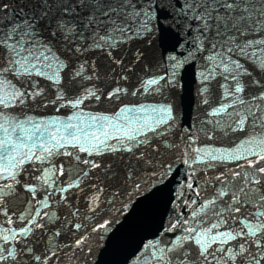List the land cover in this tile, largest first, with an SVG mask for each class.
Listing matches in <instances>:
<instances>
[{"label":"snow or ice","instance_id":"obj_1","mask_svg":"<svg viewBox=\"0 0 264 264\" xmlns=\"http://www.w3.org/2000/svg\"><path fill=\"white\" fill-rule=\"evenodd\" d=\"M97 52L125 73L119 76L120 81L128 80L138 66L145 68L147 78L139 81L144 93L152 90L161 96L167 92L174 97L183 86L185 72L192 68L196 75L198 66L203 69L198 73L203 82L219 73L234 86L225 89V95L239 96L257 88L259 97L252 96V101L258 98L264 101V0H0V108L5 110L0 111V120L8 124L4 127L0 123L4 132L0 139V180L5 181L0 187V215L7 224H14L15 216L9 215L10 196L23 189L35 199L36 181H43V191L52 186L42 176H30L33 183L22 181L25 166L31 164L37 171L43 165L54 168L57 156L73 157L68 148L78 149L89 157L129 154L127 161H120L128 180L138 179L141 168L150 172L149 179L159 185L172 174L171 164L165 166L155 156L168 147L165 136L175 119L174 99L157 105L123 104L119 113L88 116L87 121L82 110L66 120L54 117L51 122L26 117L31 121L29 128L10 115L18 107L41 103L45 107L59 104L61 108L80 109L87 100L102 103L105 91L109 100L139 95V90L129 92L118 84L111 90H107L110 85L103 89L96 87L103 82L98 63L93 59ZM41 80L47 82L44 87ZM200 91L207 92L208 88ZM239 103L243 111L234 113L237 128L233 131H244L249 119L264 126V110L259 105L253 111V105L245 107L243 100ZM224 109L221 105L213 112ZM138 112L146 115L135 116ZM121 114L133 115H125L121 123ZM17 129L23 135L14 138L10 133ZM110 140L116 144L109 143ZM249 143L251 147L245 152L256 159L247 160L248 171L232 173L240 186L233 184L226 190L225 181L224 188L208 201L213 206L217 199L224 204L215 211L216 222L209 227H188L182 236L163 247H155L156 264H209V257L213 264H236L241 259L246 264H264V213L250 212L240 217V227L228 224L229 220L237 219L245 206L264 207V167H257L264 161V139L250 137ZM224 158L236 159L232 153ZM74 159L91 168L101 166L91 159L82 161L80 155ZM211 159L216 160L217 156L212 155ZM108 169L113 171L111 164ZM43 172L47 175L48 168H43ZM59 172L61 176L64 174L63 164ZM83 174L86 176L87 172ZM118 174L113 172L114 176ZM140 186L136 184L137 189ZM192 186L187 184L189 189ZM226 197H230V203H225ZM50 198L45 196L38 203L47 207ZM35 213V216L20 214L25 226L18 231L4 228L0 233L3 241L0 264H47V253L36 254L37 246L30 239L34 228L44 227L38 222L40 209H35ZM176 226L173 224L169 231ZM75 227L79 229L80 225ZM238 239L243 241L238 247L229 246ZM82 240H76V244L80 245ZM190 245L194 246L195 255Z\"/></svg>","mask_w":264,"mask_h":264},{"label":"water","instance_id":"obj_2","mask_svg":"<svg viewBox=\"0 0 264 264\" xmlns=\"http://www.w3.org/2000/svg\"><path fill=\"white\" fill-rule=\"evenodd\" d=\"M93 59L98 63L103 80L102 83H97L96 87L103 89L110 85L107 90H111L118 84L121 88H128L129 92L139 90L140 94L122 95L121 100H109L105 91L102 103L87 100L80 109L61 108L59 104H49L45 107L41 103L39 106L27 105L22 109L18 107L10 115L15 116L25 128H29L31 121H27L26 117H32L36 122L40 119L51 122L54 117L66 120L69 115L82 110L87 121L88 116H98L102 113L111 116L113 113H119L123 104L157 105L174 99L175 119L165 136L168 147L162 148L161 153L155 156L157 162L162 159L165 166L171 164L172 174L163 185H159L156 180L149 179L150 172L141 168L137 172L138 179L134 177L128 180L127 171L120 161H127L129 154L105 153L102 156L89 157L78 149L68 148V151L74 153L73 157L57 156L54 168L43 165L40 166L41 171H37L31 164L25 166L22 181L33 183L29 179L30 176H42L52 186L43 191V181H36L38 195L35 199L23 189L18 190V195L10 196L7 206L11 210L9 215L15 213L14 224H7L6 218L0 215V233H3L4 228H14L18 231L20 227L25 226V221L19 219L20 214L27 216L30 213L35 216V209L39 208L41 215L38 222L44 227L34 228V235L30 234V239L32 244L37 246L36 254L47 253V264H156L155 247H163L164 243L182 236L188 227H209L211 223L216 222L215 211H219L224 204L217 199L213 206L208 201L213 200L216 193L224 188L225 181L228 186L226 190H230L233 184L237 188L240 186V181L233 177L232 173L249 170L247 160H255L256 157L249 156L245 149L251 147L250 137L264 139V126L258 122L254 124L249 119L244 131H233L237 128L234 113L243 111L240 100L245 101V107L253 105V111L256 110L255 105L264 110V101L259 98L252 101V96L259 97L260 90L257 88H250L239 96L225 95V89L234 86L219 73L207 83L203 82L198 76L203 69L198 66L195 68L196 75L192 68L185 72L183 86L174 97H170L167 92L163 96L152 90L144 93L139 81L147 78L145 68L138 66L128 80L120 81L119 76L125 73L119 66L111 65L101 52H97ZM46 84V81L41 80L42 87ZM85 86H88L87 83ZM205 87L208 88L207 92L200 91ZM221 105L225 106L224 111L214 113L213 109ZM0 111L5 110L0 108ZM125 115L133 114H121V123L124 122ZM134 115L143 117L146 113L138 112ZM71 122L76 123L75 120ZM0 123L4 121L0 120ZM112 123L116 124L117 121L113 119ZM4 127H8V124L4 123ZM10 134L14 138L23 135L18 129ZM3 137L4 132L0 129V139ZM109 143L115 145L116 141L110 140ZM229 153L234 154L236 159L224 158ZM75 155H80L82 161L91 159L101 166L91 168L90 165L78 164L74 159ZM212 155L217 156V159L212 160ZM185 160L188 161L187 164L184 163ZM61 164L64 166L62 176L59 172ZM109 164L112 165L113 171H109ZM45 167L48 168L47 175L43 172ZM257 167H264V161ZM114 171L119 174L114 176ZM85 172L86 176L83 174ZM4 183L5 181L0 180V187H3ZM137 183L141 184L139 189L136 188ZM188 183H192L191 189L187 187ZM60 188L65 191H59ZM45 196L51 197L46 202L47 207L38 203L43 201ZM230 202V197H226L225 203ZM256 211L264 213V207H243L235 221H228L229 226L240 227V217H246L250 212ZM44 213H47V216ZM105 221L108 223L105 224ZM184 221L188 223L185 224ZM77 224L80 225L79 229L75 227ZM173 224L177 225L176 228L169 231ZM57 231L61 233L59 236L54 235ZM81 238L82 243L77 245L76 240ZM159 241L163 243L158 244ZM242 242L238 239L229 246L235 248ZM0 246H3V241H0ZM190 247L195 255L194 246ZM209 264H213L211 257ZM236 264H246V261L237 260Z\"/></svg>","mask_w":264,"mask_h":264}]
</instances>
